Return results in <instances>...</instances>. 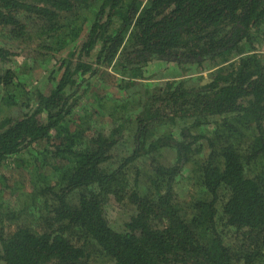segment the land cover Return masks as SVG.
Instances as JSON below:
<instances>
[{"label":"trees","instance_id":"16d2710c","mask_svg":"<svg viewBox=\"0 0 264 264\" xmlns=\"http://www.w3.org/2000/svg\"><path fill=\"white\" fill-rule=\"evenodd\" d=\"M262 45L264 0H0V264H264Z\"/></svg>","mask_w":264,"mask_h":264},{"label":"rangeland","instance_id":"374dc122","mask_svg":"<svg viewBox=\"0 0 264 264\" xmlns=\"http://www.w3.org/2000/svg\"><path fill=\"white\" fill-rule=\"evenodd\" d=\"M259 52L261 54L263 52L264 54V45L259 47ZM65 54L66 53H64L63 56H65ZM155 61H158V63H156ZM55 62H53L52 64H44L43 61H40L39 64H35L34 57H31L29 55H23L22 57H20V59H18V64L21 67L23 65H28V68L26 70H19V77L22 78L24 74L25 76H28L26 75V72H28L29 74L28 78L32 86L41 88L42 91L49 93L51 88V84L47 80L49 75L52 74L54 76H57L58 74H60L59 71L62 72L61 68H63V64H60V62L61 63L63 62L60 56H58L57 61ZM14 67H18V65L14 64ZM210 71L211 70L205 68L201 69L196 64H179V65L176 63L168 64L167 60L158 59V60H153V62L148 64L145 72V79H141L138 82L139 85L141 86L153 87L157 85L162 86L166 81H179L180 79V80H186L189 86H193L199 83L201 84V82L204 81L205 79L207 80L212 78ZM118 77L120 76L115 75V78ZM116 91H117V85L114 79L113 84L109 85L108 90L106 92L117 95ZM90 98H92V96ZM92 120L93 123H96L95 125L96 128L103 125L104 119L102 116L98 114L93 115ZM211 127H212V123L204 124L203 126H201V130L203 131V129L211 128ZM187 184L188 182L186 181L182 185L185 186ZM188 188L190 187L188 186ZM177 191L182 192L184 190L182 189V187H178ZM189 192H194V189L192 188L188 189L186 195H188ZM111 199L113 201L111 200L106 211L109 218L111 217L113 226L119 230L123 228V224L135 212L132 208L124 207L123 204H119L118 202L115 201V199L113 198Z\"/></svg>","mask_w":264,"mask_h":264},{"label":"clouds","instance_id":"9594fccd","mask_svg":"<svg viewBox=\"0 0 264 264\" xmlns=\"http://www.w3.org/2000/svg\"><path fill=\"white\" fill-rule=\"evenodd\" d=\"M156 60H158V59H156ZM151 62H153V61H151ZM151 62H150V63H151ZM155 62L158 63V61H155ZM150 63H149V64H150ZM146 68H147V67H146ZM141 79H145V75H143L141 78H136V81L138 82V81L141 80ZM212 81H213L212 78L207 79V80L205 79L204 81L201 82V84H204V85H205V84H207V83H209V82H212ZM138 83H139V82H138Z\"/></svg>","mask_w":264,"mask_h":264},{"label":"crops","instance_id":"0c3cea01","mask_svg":"<svg viewBox=\"0 0 264 264\" xmlns=\"http://www.w3.org/2000/svg\"><path fill=\"white\" fill-rule=\"evenodd\" d=\"M167 63H168V64H175L174 62H169V61H167Z\"/></svg>","mask_w":264,"mask_h":264}]
</instances>
